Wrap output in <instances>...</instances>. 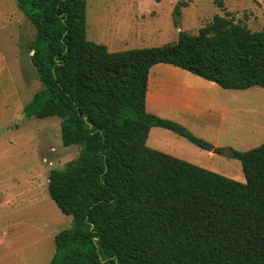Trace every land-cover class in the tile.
<instances>
[{
    "label": "trees",
    "instance_id": "1",
    "mask_svg": "<svg viewBox=\"0 0 264 264\" xmlns=\"http://www.w3.org/2000/svg\"><path fill=\"white\" fill-rule=\"evenodd\" d=\"M17 2L36 30L30 59L43 85L24 114L61 119L63 145L81 149L49 174L51 199L73 219L49 264H264V144L231 151L240 182L148 147L161 127L214 149L146 109L158 64L223 89H264V31L215 15L172 44L110 52L87 38L86 0Z\"/></svg>",
    "mask_w": 264,
    "mask_h": 264
},
{
    "label": "rangeland",
    "instance_id": "2",
    "mask_svg": "<svg viewBox=\"0 0 264 264\" xmlns=\"http://www.w3.org/2000/svg\"><path fill=\"white\" fill-rule=\"evenodd\" d=\"M86 1L87 38L108 43L110 52L172 44L181 32L198 34L215 15L264 31V0ZM182 1L189 6L176 16ZM35 37L17 0H0V264H49L55 236L73 225L72 217L64 215L49 195V174L77 160L81 149L63 145L61 119H29L24 114L43 88L30 59ZM215 84L216 88L204 85L211 88L206 90L207 101H216V114L203 117L196 133L186 127L214 149L203 150L173 132L172 137L186 145L179 149L180 159L245 182L241 162L230 153L264 144V89L233 92ZM229 93H236L235 101H228ZM222 109L228 112L225 120ZM218 123L223 125L222 135Z\"/></svg>",
    "mask_w": 264,
    "mask_h": 264
},
{
    "label": "crops",
    "instance_id": "3",
    "mask_svg": "<svg viewBox=\"0 0 264 264\" xmlns=\"http://www.w3.org/2000/svg\"><path fill=\"white\" fill-rule=\"evenodd\" d=\"M139 17L144 18L142 16H136L135 19L137 20ZM104 45L109 48L108 43H105ZM192 75L191 73L170 64L155 65L151 69L148 81V92L146 97V109L148 113L177 122L196 133V127L203 122V117L208 114H216V101H214V103L212 101H207L208 94H206V90L211 91L210 86L213 88L216 87L211 81H209L210 83H205V79H201V77L196 78ZM204 84H209L210 86H205ZM234 94L236 93H229L228 101H235L232 100L236 97ZM221 114L223 115L224 120L228 117V112L225 109H222ZM254 120L256 126L255 129L257 131L259 128L257 123L258 119L254 118ZM217 130L219 135L223 134L222 123L219 124ZM172 132L173 131L161 127H153L149 132L147 140L148 147L181 158V152L179 149H186V145L174 139V137H172ZM214 144L216 145L218 143L215 142Z\"/></svg>",
    "mask_w": 264,
    "mask_h": 264
},
{
    "label": "water",
    "instance_id": "4",
    "mask_svg": "<svg viewBox=\"0 0 264 264\" xmlns=\"http://www.w3.org/2000/svg\"><path fill=\"white\" fill-rule=\"evenodd\" d=\"M34 52H32V54H33Z\"/></svg>",
    "mask_w": 264,
    "mask_h": 264
}]
</instances>
